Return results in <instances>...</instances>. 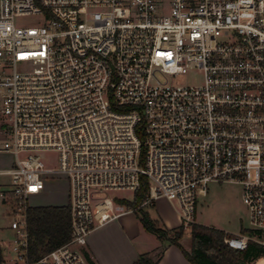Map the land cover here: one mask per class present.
Instances as JSON below:
<instances>
[{"label":"built area","instance_id":"built-area-1","mask_svg":"<svg viewBox=\"0 0 264 264\" xmlns=\"http://www.w3.org/2000/svg\"><path fill=\"white\" fill-rule=\"evenodd\" d=\"M143 177L186 228L211 182L240 184L255 233L225 242L264 246V0H0V264H88L133 211L111 192ZM55 181L72 237L34 259L27 212Z\"/></svg>","mask_w":264,"mask_h":264},{"label":"trees","instance_id":"trees-1","mask_svg":"<svg viewBox=\"0 0 264 264\" xmlns=\"http://www.w3.org/2000/svg\"><path fill=\"white\" fill-rule=\"evenodd\" d=\"M149 193V181L142 178L141 186L130 199H119V202L133 210L144 229L157 236L168 245H175L181 249L191 264H249L253 260L264 256V246L250 241L247 249L239 250L230 247L225 239L233 236L222 229L194 222L189 228L182 223L170 228L161 218L153 217L149 212L150 206L143 204ZM153 206V205H152ZM28 229L30 235V253L32 258L38 259L52 250L66 244L72 237L71 207L67 205H34L27 212ZM190 230L191 242L187 249L182 240L187 230ZM242 233L253 235L250 228L241 229ZM165 248L140 254L135 264H159ZM88 264H97L85 251Z\"/></svg>","mask_w":264,"mask_h":264},{"label":"crops","instance_id":"crops-1","mask_svg":"<svg viewBox=\"0 0 264 264\" xmlns=\"http://www.w3.org/2000/svg\"><path fill=\"white\" fill-rule=\"evenodd\" d=\"M65 186L67 191V185ZM43 200L37 198L36 205L68 204V196L66 198L63 196L62 200L54 203H42ZM153 206L168 227L173 228L182 224L178 203L160 198ZM131 214L135 215L133 211L127 212L115 220L96 227L89 235L87 244L82 247L84 253L88 251L97 264H135L140 254L165 248L159 264H191L179 247L159 240L155 234L144 229L136 216H129ZM196 221L200 223L197 214Z\"/></svg>","mask_w":264,"mask_h":264},{"label":"rangeland","instance_id":"rangeland-1","mask_svg":"<svg viewBox=\"0 0 264 264\" xmlns=\"http://www.w3.org/2000/svg\"><path fill=\"white\" fill-rule=\"evenodd\" d=\"M17 22L21 25H36L38 18L33 16L21 17L17 19ZM199 81V74H188L178 79L180 83L190 84L198 83ZM45 158L52 165L55 164L56 152L47 153ZM65 184L66 182H61V184L56 181L51 182L46 198L42 203L58 202V200H62L63 196L66 198L68 193ZM111 196H123L132 200L134 193L131 190H119L112 191ZM3 210L4 208L1 209V215ZM148 210L153 217L161 218L155 206H150ZM196 214L200 223L222 229L232 234L242 232V227L249 228L251 226L249 210L242 199V187L237 183L211 182L206 195L198 198ZM129 216L133 217L136 214ZM136 218L138 219L137 216ZM10 222V216H1L0 227L4 228L3 234L7 237L12 236V231L8 227ZM190 242L191 236L190 230L188 229L183 238V244L186 247H190ZM249 264H264V256L253 260Z\"/></svg>","mask_w":264,"mask_h":264}]
</instances>
